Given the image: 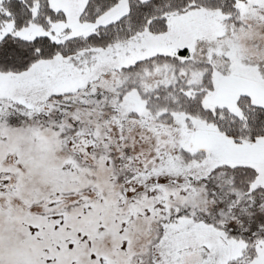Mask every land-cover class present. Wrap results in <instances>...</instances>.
<instances>
[{"label": "snow or ice", "instance_id": "obj_1", "mask_svg": "<svg viewBox=\"0 0 264 264\" xmlns=\"http://www.w3.org/2000/svg\"><path fill=\"white\" fill-rule=\"evenodd\" d=\"M0 264H264V0H0Z\"/></svg>", "mask_w": 264, "mask_h": 264}]
</instances>
